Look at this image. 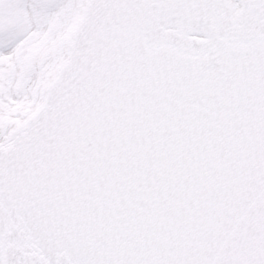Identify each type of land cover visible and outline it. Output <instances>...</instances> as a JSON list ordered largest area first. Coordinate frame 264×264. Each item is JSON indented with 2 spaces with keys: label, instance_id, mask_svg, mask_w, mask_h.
Segmentation results:
<instances>
[{
  "label": "snow or ice",
  "instance_id": "6c2138e0",
  "mask_svg": "<svg viewBox=\"0 0 264 264\" xmlns=\"http://www.w3.org/2000/svg\"><path fill=\"white\" fill-rule=\"evenodd\" d=\"M0 264H264V0H0Z\"/></svg>",
  "mask_w": 264,
  "mask_h": 264
}]
</instances>
